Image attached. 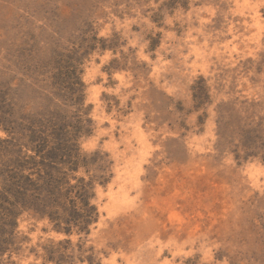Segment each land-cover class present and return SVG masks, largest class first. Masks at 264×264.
<instances>
[{
	"label": "rangeland",
	"instance_id": "obj_1",
	"mask_svg": "<svg viewBox=\"0 0 264 264\" xmlns=\"http://www.w3.org/2000/svg\"><path fill=\"white\" fill-rule=\"evenodd\" d=\"M68 69L82 107L52 88ZM48 116L108 162L64 264H264V0H0V139ZM17 232L0 264H56L67 235Z\"/></svg>",
	"mask_w": 264,
	"mask_h": 264
},
{
	"label": "trees",
	"instance_id": "obj_2",
	"mask_svg": "<svg viewBox=\"0 0 264 264\" xmlns=\"http://www.w3.org/2000/svg\"><path fill=\"white\" fill-rule=\"evenodd\" d=\"M52 88L62 91L73 105L84 104V84L77 69L60 72ZM70 125L67 118L52 116L18 124L7 118L0 139V257L17 250V220L23 212L46 219L67 238L44 247L45 259L64 264L69 237L88 235L99 220L94 203L97 184L108 183L106 157L87 154L79 146L85 125ZM94 255L86 259L93 264ZM84 261V258L82 259Z\"/></svg>",
	"mask_w": 264,
	"mask_h": 264
}]
</instances>
